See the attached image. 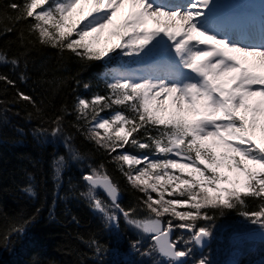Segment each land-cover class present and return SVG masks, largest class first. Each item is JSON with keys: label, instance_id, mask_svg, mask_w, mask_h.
I'll return each mask as SVG.
<instances>
[{"label": "trees", "instance_id": "trees-1", "mask_svg": "<svg viewBox=\"0 0 264 264\" xmlns=\"http://www.w3.org/2000/svg\"><path fill=\"white\" fill-rule=\"evenodd\" d=\"M31 2L0 0V264H160L140 224L151 218L174 230L179 253L210 261L212 247L197 254L182 228L217 235L224 223L264 214V173L245 190L233 183L224 193L190 175L167 180L163 159L179 137L195 159L212 161L213 150L193 140L190 122L146 113L135 87L110 83L111 63L100 52L35 16ZM116 112L123 133L119 123L109 132L94 126ZM142 155L151 157L126 159ZM220 167L202 172L213 181ZM87 174L108 177L119 191L115 229L95 212V202H112L85 183ZM236 264H264V244Z\"/></svg>", "mask_w": 264, "mask_h": 264}, {"label": "rangeland", "instance_id": "rangeland-1", "mask_svg": "<svg viewBox=\"0 0 264 264\" xmlns=\"http://www.w3.org/2000/svg\"><path fill=\"white\" fill-rule=\"evenodd\" d=\"M166 2L32 0L31 12L75 34L84 49L100 52L107 64H133L115 73L110 65L106 77L134 85L141 80L133 90L146 113L163 123L173 118L190 122L193 140L213 150L212 161L195 159L181 150L179 137L163 159L167 180H188L190 175L198 186L214 190L217 184L220 193L233 183L235 189L245 190L251 179L259 182L264 173V35L256 37L254 29L249 32L238 25L264 19V0H190L185 7ZM116 123L123 133L124 121L117 112L110 121L99 118L94 126L109 132ZM160 154L159 150L158 158ZM147 158L126 157L134 163ZM246 164L254 170L243 167ZM219 165L216 180L202 172ZM94 210L110 229L116 228L119 206L95 202ZM255 217L254 223L250 218L224 223V264L264 241V214ZM140 224L149 233L150 222ZM117 258L112 257L113 262Z\"/></svg>", "mask_w": 264, "mask_h": 264}, {"label": "water", "instance_id": "water-1", "mask_svg": "<svg viewBox=\"0 0 264 264\" xmlns=\"http://www.w3.org/2000/svg\"><path fill=\"white\" fill-rule=\"evenodd\" d=\"M84 180L89 185L93 187H98L111 200H116L118 198L119 193L116 188L113 187L109 178L86 176ZM161 229V223L156 222L152 230L153 241L158 250V253L165 259L171 258L174 260L175 263H182L185 260V256L178 255L175 251L173 244L170 242L172 229L168 227L164 232H160ZM194 240L198 250H202V248L205 247L207 243V236L203 232H200L197 234Z\"/></svg>", "mask_w": 264, "mask_h": 264}, {"label": "bare ground", "instance_id": "bare-ground-1", "mask_svg": "<svg viewBox=\"0 0 264 264\" xmlns=\"http://www.w3.org/2000/svg\"><path fill=\"white\" fill-rule=\"evenodd\" d=\"M240 29V28H239ZM241 31V30H240ZM239 32V31H238ZM239 33H242L243 34V32H239ZM241 42H246V41H244V40H241ZM90 187H92V188H94L93 186H91L90 185Z\"/></svg>", "mask_w": 264, "mask_h": 264}, {"label": "flooded vegetation", "instance_id": "flooded-vegetation-1", "mask_svg": "<svg viewBox=\"0 0 264 264\" xmlns=\"http://www.w3.org/2000/svg\"><path fill=\"white\" fill-rule=\"evenodd\" d=\"M233 259V258H232ZM233 261L235 262V260L233 259Z\"/></svg>", "mask_w": 264, "mask_h": 264}]
</instances>
